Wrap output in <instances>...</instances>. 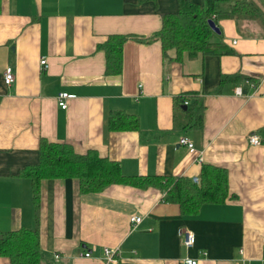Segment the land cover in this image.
<instances>
[{
    "label": "crops",
    "instance_id": "1",
    "mask_svg": "<svg viewBox=\"0 0 264 264\" xmlns=\"http://www.w3.org/2000/svg\"><path fill=\"white\" fill-rule=\"evenodd\" d=\"M177 1L0 0V232L37 228L38 264H104V247L119 249L109 264H180L185 257L264 264V0H243L253 16L217 21L212 39L230 53H183L180 61L172 50L163 57L159 41L134 38L152 37ZM113 34L128 38L121 72L107 75L98 44ZM6 67L9 85L2 81ZM239 84L243 95L234 94ZM59 92L73 94L65 109ZM185 95L204 107L201 128L186 126L187 106H175ZM113 110L136 116L138 127L109 129ZM251 133L259 145L248 142ZM180 136L193 148L180 145ZM41 138L79 153L94 149L117 161L124 176L198 182L204 164L225 168L234 197L184 215L157 187L112 184L81 193L73 178L45 179L35 214L29 180L17 173L38 161ZM133 215L141 217L135 228ZM182 229L195 234L188 249ZM0 264L8 259L0 256Z\"/></svg>",
    "mask_w": 264,
    "mask_h": 264
},
{
    "label": "trees",
    "instance_id": "2",
    "mask_svg": "<svg viewBox=\"0 0 264 264\" xmlns=\"http://www.w3.org/2000/svg\"><path fill=\"white\" fill-rule=\"evenodd\" d=\"M176 11L163 13L160 29L150 38L135 37L140 42L157 40L163 57L169 59V51L174 52L177 61L183 53L195 56L199 53L224 55L232 50L212 39L214 33L208 20H240L256 14L252 5L243 0H178ZM251 9L253 12H249ZM218 26V25H217ZM128 36L109 35L98 48L105 53V73L115 75L121 72L123 44ZM233 75H224L222 80ZM234 78V77H233ZM244 80H242L243 82ZM190 96H179L175 106L180 109L187 102L186 117L189 125L201 128L204 107ZM107 125L111 130H128L138 127V118L121 110H113L108 115ZM18 176L29 180L31 201L37 213L38 194L45 179L73 178L77 180L81 193L100 192L112 184H126L139 188L153 186L166 191L172 202L177 204L184 215L194 214L204 204L222 203L234 197L228 191V173L225 168L204 164L198 182L189 177L124 176L117 161L101 156L96 150L83 153L75 150L73 144L41 138L38 142V161L18 170ZM0 256L9 264H38L41 260L37 228H18L0 232Z\"/></svg>",
    "mask_w": 264,
    "mask_h": 264
},
{
    "label": "built area",
    "instance_id": "3",
    "mask_svg": "<svg viewBox=\"0 0 264 264\" xmlns=\"http://www.w3.org/2000/svg\"><path fill=\"white\" fill-rule=\"evenodd\" d=\"M41 65H46L45 63V58H42L40 60ZM2 81L5 85H9L13 81V74L11 72V69L9 67H6L3 71V76H2ZM246 83H250L251 87H254L255 84L246 81ZM234 94L236 95H243V89L242 85L239 84L234 88ZM262 96H264V93H261ZM73 94H70L68 92H59L57 94V103L58 106L61 109H65L67 107L66 100L70 97H72ZM185 105H187V102H184ZM248 142L252 145H259L262 140L261 138L256 134V133H251ZM178 143L180 145L186 146L187 148H193V142L186 136H180L178 139ZM141 221L140 216L133 215L130 217V223L131 227L135 228ZM181 236V243L185 249H188L193 246L195 243V234L193 231L188 230V229H182L180 232ZM119 249L118 248H110V247H104L103 248V262L104 264H109L111 260L118 255ZM82 256L89 257L91 255L90 251H81L80 253ZM55 259H59L60 255L59 254H54ZM180 264H199V261L196 258H191V257H185L181 260Z\"/></svg>",
    "mask_w": 264,
    "mask_h": 264
},
{
    "label": "water",
    "instance_id": "4",
    "mask_svg": "<svg viewBox=\"0 0 264 264\" xmlns=\"http://www.w3.org/2000/svg\"><path fill=\"white\" fill-rule=\"evenodd\" d=\"M208 24H209V26H210V28H211V30H212L213 32H215V33H217V34L220 33V29H219V27L215 24L214 20L209 19V20H208ZM193 181H197V178H193Z\"/></svg>",
    "mask_w": 264,
    "mask_h": 264
}]
</instances>
